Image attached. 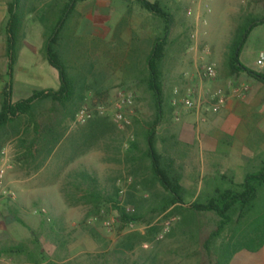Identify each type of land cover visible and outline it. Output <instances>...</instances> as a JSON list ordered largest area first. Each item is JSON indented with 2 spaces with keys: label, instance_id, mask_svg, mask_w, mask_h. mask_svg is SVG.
I'll return each instance as SVG.
<instances>
[{
  "label": "rangeland",
  "instance_id": "374dc122",
  "mask_svg": "<svg viewBox=\"0 0 264 264\" xmlns=\"http://www.w3.org/2000/svg\"><path fill=\"white\" fill-rule=\"evenodd\" d=\"M8 1L0 0V102L9 79L5 74ZM52 1L26 2V9L32 7V12L26 13L17 39V60L10 79L13 101L27 98L34 90L58 88L57 71L42 52L44 24L41 19L47 26L54 23L53 14L47 15L43 10ZM148 1L166 4L172 15L160 65L163 102L155 145L165 162L171 164L172 172L180 175L184 204L159 211L166 193L152 180L149 161L144 157L145 130L154 118L155 108L141 78L145 73L144 58L152 41L161 33L162 22L142 10L134 0H84L76 4L59 35L68 73L78 83L73 117L62 113L55 119L57 129L62 132L59 144L40 158L24 160L23 148L18 146L17 122L0 129L4 186L15 193L14 199L0 202L1 241L25 243L32 248L35 239L45 250L43 258H55V261L57 257L49 250L73 241L74 236L79 240L72 244L73 250L90 248L94 241L102 250L99 258L107 264H141L142 261L169 264L171 260L192 264L193 257L204 260L206 251L203 252L202 243L216 221L210 220L208 212H203L207 213L204 218L191 219L189 212L196 211L190 209L189 202L200 180H189L193 185L190 183L188 187L184 168L173 161L182 152L181 141L193 143L196 135L193 127L183 126L177 144L170 146L165 134L175 133L186 116L197 114L196 110H186L178 102L187 93L199 102V116L204 117L208 106L206 93L219 87L227 89L233 84L236 77L223 75L222 59L234 28L245 24L243 16H264V0ZM260 51H264V24L249 31L239 59L251 69L261 70L255 62ZM209 62L217 67L216 78L200 79L198 71L202 64ZM243 84L249 86L242 77L233 86ZM258 89L252 83L250 94L254 95ZM118 90L129 91L134 97L131 104L120 109L128 121L123 128L117 127L113 120ZM173 100H176L175 106L171 104ZM48 106L46 103L45 107ZM81 107L91 116L77 122L75 114ZM98 107H102V114L97 112ZM24 120L21 118L20 122ZM132 141L137 145L134 149L129 148ZM199 141L206 146L210 139L200 133ZM79 171L96 175L100 186L109 192L117 189L119 205L137 219L124 221L111 204L94 208L68 195L66 185L70 175ZM202 192H205L203 188ZM59 195L63 202L59 201ZM195 222L199 223L198 228L193 227ZM225 244L228 246L222 249ZM230 246L232 238L221 234L211 248L210 258L221 263ZM23 258L22 255L2 256L0 264H23ZM78 258L90 260L96 256L84 253Z\"/></svg>",
  "mask_w": 264,
  "mask_h": 264
},
{
  "label": "trees",
  "instance_id": "16d2710c",
  "mask_svg": "<svg viewBox=\"0 0 264 264\" xmlns=\"http://www.w3.org/2000/svg\"><path fill=\"white\" fill-rule=\"evenodd\" d=\"M84 0H53L43 9L47 15L55 19L52 25L47 26L45 21L43 32V55L50 66L58 75L59 85L56 89L34 90L30 96L16 101L11 96V77L17 60V39L22 28L23 19L31 8L26 9L27 0H9L7 3V19L5 24V59L8 81L4 85L0 102V129L8 124L17 122L19 132L18 146L23 148L24 160L40 158L51 152L60 142L62 132L56 127L55 119L62 113L73 117L75 110L74 99L77 94L78 83L76 78L70 76L63 59L59 35L66 19L72 14L76 4ZM134 2L150 15L162 22V30L153 41L149 53L144 58L145 73L141 82L145 85L153 99L155 108L154 118L145 130L146 148L144 157L148 159V169L153 181L157 182L166 193V199L160 204L159 211H165L173 205H183V188L180 185V175L172 172L171 164L163 158L155 145L156 126L162 117V72L161 62L164 56V46L172 25V15L166 4L160 1L134 0ZM245 24L234 28L231 41L221 62V70L227 78L237 77L241 73L264 83V75L246 67L239 59L246 36L253 27L264 24V16L245 15ZM46 25V26H45ZM49 103L48 107L45 104ZM21 118H25L23 122ZM22 126V129H20ZM136 142L129 144L130 149L136 147ZM67 182V194L77 197V202L83 205H92L96 208L101 204H111L124 221L136 220L135 214H127L119 205L118 190L112 192L100 186L96 175L87 171H79L70 175ZM264 187V165L255 173H248L244 177L241 190L233 189L224 191L215 190L212 198L204 202L190 203V209L196 212H209L214 214L219 223L211 230L202 243L203 249L211 255V248L219 238V234L226 225L232 223V213L235 209L245 210L253 206L252 199ZM66 195V194H65ZM79 197V198H78ZM264 237L261 238L263 240ZM31 248L25 243L4 242L0 240V257L19 256L27 253L33 259L37 253L31 249L42 250V245L34 239ZM228 245H224L227 247ZM34 253V254H33ZM34 255V256H33Z\"/></svg>",
  "mask_w": 264,
  "mask_h": 264
},
{
  "label": "crops",
  "instance_id": "0c3cea01",
  "mask_svg": "<svg viewBox=\"0 0 264 264\" xmlns=\"http://www.w3.org/2000/svg\"><path fill=\"white\" fill-rule=\"evenodd\" d=\"M251 70L264 75V68ZM242 77L246 78L249 85L244 97L239 98L230 88L226 89L227 101L219 112H207L204 117L199 116V113L190 114L177 126L175 133L165 134V138L170 141L171 146L177 144L183 126L189 125L194 129L196 141L193 143L181 141L182 152L180 156L173 157L174 163L184 168L188 187L191 183L189 180H200L197 191L193 192L189 204L196 201L204 202L212 198L215 190L240 191L246 174L255 173L264 165V83L241 73L231 84L234 85L235 81ZM252 83L259 88L254 95L250 94ZM200 133L210 139L206 146L199 141ZM202 188L204 193H200ZM199 196H202L200 200ZM58 198L63 202L61 195ZM251 202L253 206L248 209H235L231 216L232 223L222 228L219 234L232 238V246L229 248L230 251L226 252L225 259L221 263H217L210 258V255H208L209 258H206L207 253H204V260L197 261L193 257L191 258L192 264H264V239L261 240L264 237V187L253 197ZM206 214L189 212L193 220L204 218ZM207 216L216 223L207 230L206 235L219 223V219L214 214L208 212ZM193 227L198 228L199 223L195 222ZM78 240L74 236L73 241H65V243L52 246L53 248L49 252L55 254L56 261L55 258L47 260L43 258L44 248L41 251L35 248L31 249L37 253V256L30 259L32 256L28 251L22 255L25 258L21 261L23 264H107L105 260L99 258L98 255L102 253V250H99L97 243L91 239L92 246L90 248L73 250L74 245L72 246V244H76ZM203 252H205L204 249ZM84 253H94L96 259L78 258ZM50 256L52 257V254ZM141 264H149V262L142 261ZM150 264L158 263L150 262ZM169 264H180V262L171 260Z\"/></svg>",
  "mask_w": 264,
  "mask_h": 264
},
{
  "label": "built area",
  "instance_id": "2783aa9c",
  "mask_svg": "<svg viewBox=\"0 0 264 264\" xmlns=\"http://www.w3.org/2000/svg\"><path fill=\"white\" fill-rule=\"evenodd\" d=\"M206 11L209 12L210 9L208 5L205 6ZM256 64L262 68H264V51H260L256 58ZM217 76V67L215 63L209 62L206 64H202L200 70L198 71V77L200 79L211 80L215 79ZM239 98H242L246 95L248 91V87L245 85H241L238 87L233 86L232 84L228 85V88ZM227 90L219 87L215 88L212 91L206 93V101L208 106L206 107L207 112L217 113L219 112L226 104L227 101ZM133 95L129 91L118 90L115 93V107L116 110L113 113V120L116 123L117 127L123 128L125 124L128 123L127 119H125L123 113L121 112V108L129 105L133 101ZM179 104L186 110H196L197 113L200 107L199 102L195 101L190 95L187 93L180 100H178ZM172 104L176 105V100H173ZM97 112L99 114L103 113L102 107H98ZM90 113L86 110L85 107H81L75 114V120L77 122H84L85 120L90 118ZM177 119V118H176ZM4 176H5V168L4 164L0 162V202L5 199H14L15 193L12 190H8L4 186ZM40 212L45 213L44 209H41Z\"/></svg>",
  "mask_w": 264,
  "mask_h": 264
}]
</instances>
